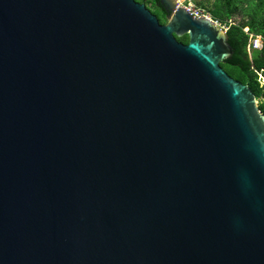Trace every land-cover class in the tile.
Masks as SVG:
<instances>
[{
    "label": "water",
    "instance_id": "obj_1",
    "mask_svg": "<svg viewBox=\"0 0 264 264\" xmlns=\"http://www.w3.org/2000/svg\"><path fill=\"white\" fill-rule=\"evenodd\" d=\"M158 1L0 0V264H264V114Z\"/></svg>",
    "mask_w": 264,
    "mask_h": 264
},
{
    "label": "trees",
    "instance_id": "obj_2",
    "mask_svg": "<svg viewBox=\"0 0 264 264\" xmlns=\"http://www.w3.org/2000/svg\"><path fill=\"white\" fill-rule=\"evenodd\" d=\"M136 1L145 4L158 17L161 24L166 25L168 23L167 14L159 5L158 0ZM239 2V0H214L213 9L210 12L215 19L228 22L239 11ZM203 3L204 1L197 2L198 5H203ZM246 28L249 29L250 34L263 38L262 50H253L252 39L244 31ZM227 37L234 54L231 59L222 63L221 67L233 79L252 90L259 102V109L264 114V0H260L257 10L254 11L249 20L232 25ZM177 39L185 45L190 41L188 35Z\"/></svg>",
    "mask_w": 264,
    "mask_h": 264
},
{
    "label": "built area",
    "instance_id": "obj_3",
    "mask_svg": "<svg viewBox=\"0 0 264 264\" xmlns=\"http://www.w3.org/2000/svg\"><path fill=\"white\" fill-rule=\"evenodd\" d=\"M175 1L177 3V8L185 9L195 19L203 18L211 21L213 24L219 27L224 33H228L230 27L235 24L232 20L228 22H222L220 20L215 19L207 9L198 6L195 0H175ZM244 31L245 33L249 34L252 39L253 50H262L263 38L260 36H254L250 34L248 28H246Z\"/></svg>",
    "mask_w": 264,
    "mask_h": 264
},
{
    "label": "rangeland",
    "instance_id": "obj_4",
    "mask_svg": "<svg viewBox=\"0 0 264 264\" xmlns=\"http://www.w3.org/2000/svg\"><path fill=\"white\" fill-rule=\"evenodd\" d=\"M199 2H203V5H198L203 8H206L209 12L213 9L214 0H195ZM239 11L233 16L232 21L236 24H239L241 21H247L251 18L252 14L259 5L260 0H239ZM211 13V12H210ZM262 15V14H261ZM259 104V102H258Z\"/></svg>",
    "mask_w": 264,
    "mask_h": 264
}]
</instances>
